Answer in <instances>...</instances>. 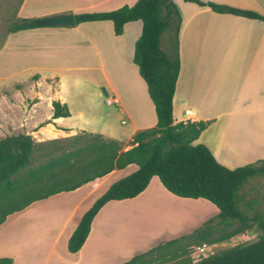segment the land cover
I'll list each match as a JSON object with an SVG mask.
<instances>
[{
    "label": "crops",
    "instance_id": "0c3cea01",
    "mask_svg": "<svg viewBox=\"0 0 264 264\" xmlns=\"http://www.w3.org/2000/svg\"><path fill=\"white\" fill-rule=\"evenodd\" d=\"M27 1L23 0L19 11L22 12ZM92 1H98L107 7L99 11H110L124 5L131 6L136 0ZM214 1L264 15V0ZM182 2V6L176 4L181 15L178 36L180 71L172 100L173 123L209 122L193 144L206 145L216 161L225 167L233 169L237 167L236 163L264 160V23L259 20L215 13L207 7L183 0ZM73 13L75 14V12ZM83 29L97 31V38L91 34V31L89 33ZM233 30H236L239 39L236 43V54L234 57L232 54L217 57L220 44L222 47H226L229 42H232L234 36L231 33ZM140 32V21L125 24L122 34L119 36L114 34L111 22L95 21L76 25V29L73 30L65 27H41L19 32L20 35L14 33L11 37L10 35L7 37L4 48L10 38L19 35L22 40H18L25 44L26 52L24 55L19 51L13 53L15 60L9 64L10 68L7 70L0 68V82L26 72L28 77L34 76L37 79V85L51 79H56V83H58L59 77L46 76L44 72L57 71L65 65L67 66V57L73 58L77 62L101 59L102 55L99 52H95L92 57L88 53V49L82 47L79 43L82 39H87L94 44V42L102 43L101 41L107 37L111 42V47L115 49L113 52L111 51L110 57L118 59L116 56L118 57L125 47L122 38L128 34L127 52L133 57L134 43ZM72 34H77L81 38L75 40L76 46L74 45L73 51L68 43L71 40L67 41V37ZM12 40L14 39L12 38ZM210 48H213L215 52L211 53ZM172 53L173 48L169 54ZM18 56L21 59L17 58ZM103 83L107 85L108 80ZM109 86H105L107 95H111L115 100L114 105L119 106L118 108L121 110L120 116L123 120L120 121V124L122 126L130 125L129 141L136 132L155 127V111L154 116L151 111L152 108L154 110V107H150V109L151 105H148L146 99L143 100L144 105L139 106L138 103V106L128 109L114 87L111 84ZM144 86L146 87L145 83L142 85L143 90ZM52 93L45 101L51 108V115L48 118L35 120L36 117H32L37 112V106L43 101L40 91H35L31 105L25 111H20L23 116L17 119L25 118L29 124L28 129L31 130L24 134L30 135L35 141L40 142L68 138L77 132L99 134L104 138L114 139L105 130L95 132L65 124V120L72 117L69 103L64 98L61 99L60 95H56L57 92L52 91ZM141 95L144 97L143 93ZM55 100L67 105L70 117L51 118L52 102ZM186 111H188L187 114ZM136 169L137 167L131 164L123 169L113 170L73 191L53 195L31 204L19 213L8 216L6 221L0 225V229L7 226L9 222L14 224L16 218L27 214L44 202L65 194L74 196L71 199V204L67 205L68 211L64 217L53 223L54 230L47 237L44 260L41 263L38 262L35 255L44 249V246L38 244L32 236L24 234L15 236L13 240V251L10 254L13 264H123L161 244L175 240L176 238L164 241L154 231L151 222L154 216L151 213L162 207L161 204L154 202L158 195L156 189L164 187L160 182L158 187H152L149 183L148 187L135 198L107 202L94 217L89 234L79 251L73 254L67 251L68 239L74 231L80 215L85 211L83 209H88L95 201L87 202L92 194L107 183L103 188L106 191L113 182L124 177L115 178L120 172L126 173L127 176ZM84 204L87 206L82 208ZM12 226H14L12 230L16 233L17 224ZM190 232L180 237L186 236Z\"/></svg>",
    "mask_w": 264,
    "mask_h": 264
},
{
    "label": "trees",
    "instance_id": "16d2710c",
    "mask_svg": "<svg viewBox=\"0 0 264 264\" xmlns=\"http://www.w3.org/2000/svg\"><path fill=\"white\" fill-rule=\"evenodd\" d=\"M207 7L219 14H229L264 23V15L211 1L183 0ZM76 25L83 22L109 21L116 36L129 22L140 21L141 32L134 43L132 62L144 81L153 104L155 127L136 132L125 144L99 134L81 132L69 137L39 145L27 134H17L0 139V225L8 216L19 213L31 204L53 195L73 191L80 186L101 178L113 170L128 165L137 169L113 182L80 217L67 242V251L76 253L83 246L91 223L98 211L110 201L132 199L143 192L151 179L156 177L170 194L188 199H203L211 203L217 214L206 220L194 231L207 233L217 222L256 223L262 233L250 244L237 245L215 255L186 264H264V220L257 213L248 215L240 206L239 191L249 179L264 176V160L227 168L216 161L209 148L193 142L209 122L173 123L172 100L180 71L178 36L181 15L172 0H136L110 11H92L74 14ZM38 19L24 18L9 33L41 28ZM170 32L173 53L161 47V38ZM70 117L66 104L52 102V119ZM45 151L48 156L35 163L36 153ZM57 153L51 155V153ZM240 229L223 235L219 241L240 233ZM177 239L161 244L123 264H147L152 253L163 246L175 244ZM0 264H13L11 258H0Z\"/></svg>",
    "mask_w": 264,
    "mask_h": 264
},
{
    "label": "rangeland",
    "instance_id": "374dc122",
    "mask_svg": "<svg viewBox=\"0 0 264 264\" xmlns=\"http://www.w3.org/2000/svg\"><path fill=\"white\" fill-rule=\"evenodd\" d=\"M172 1L175 5L178 4L182 6V0ZM211 1L214 3L216 2L214 0ZM229 1L234 0H227L226 2ZM22 2L23 0H0V68L2 67L6 70L10 68L9 64L11 61L15 60V56H13L14 52L19 51L22 55L26 52V46L20 42L22 39L19 38L21 37L19 36V32L22 31L14 32L19 33V35H13L14 37L12 38L14 40L10 38L8 44L4 48V42L7 37L9 35L11 37V35L14 34L9 33V29L24 17H31V19L39 20L69 12H75V14H77L81 12L99 11L107 8L105 5H101L102 3L92 0H28L21 12L19 8ZM226 5L229 4L226 3ZM229 6L235 7L231 4ZM58 10L60 11L58 12ZM65 28L73 30L76 29V26L74 28ZM83 30L89 33L92 32L91 29ZM91 34L97 38V31L93 30ZM231 34L234 36L232 42H229L226 47H222V44H220V50L217 51L218 54H216L217 57L230 56L231 54L234 57L236 54V43H238L239 39L236 30H233ZM79 38L80 36L77 34H72L70 37H67V41L68 39L71 40L68 42L71 51L74 49L75 40ZM122 39L125 42V47L120 52V55H118V57L116 56L118 59L110 57L111 51L113 52L115 49L111 47V42L108 41L107 37L104 38V40L101 39L102 43L94 42V44L87 41V39L80 40L79 43L82 47L84 46L88 49V53L92 57H94L93 54L95 52H99V54L102 55L101 59H95L94 61L91 58L92 60L88 61L87 59V62H77L74 61L73 58L70 59V57H67V66L65 65V68L62 66L63 68L60 70H48L44 72L46 76L59 77L58 83H56V79H51L45 82L42 81L37 85V79H35L34 76L28 77V73L26 72L19 73L6 81L0 82V139L7 136L31 132V130L29 131L28 129V121H26L25 118L23 120H18L17 118L23 116L20 112L21 110L25 111V109L31 105L34 98L33 93L35 91H40L41 100L43 101L37 106V112H35L32 117H36L35 120H44L48 118L51 115V108L47 106L45 101L48 96L53 94L52 91H54L57 92L56 95L61 96V99L64 98L67 100L69 108L72 111V117L66 119L65 124L83 127L95 132L105 130V132H109L110 136L114 139L125 144L123 150L129 149L131 146L127 143L129 142L130 125L127 124L122 126L120 124V121L123 120L120 116L121 110L117 105L106 104L107 97H111V95L106 96L102 88H105V86L110 87L109 84H111L128 109H133L135 106H138V103L139 106L144 105L145 103L143 100L145 101V99L148 101V105H151L149 108L153 107V104L145 86L143 90L142 85L144 82L138 74L137 67L132 62V57L129 55V52H127L126 42L129 39L128 34H125ZM169 39L170 32H165L161 38V47L168 54L172 51V44ZM16 49L18 50L16 51ZM209 50L211 53H213V51L215 52L213 48ZM17 58H20V56ZM103 80H108V84L105 85V83H103L105 81ZM141 93H143L144 97ZM151 111L154 116L153 108ZM79 112L81 116H79ZM77 134L83 135L81 132H77ZM68 139L70 138L68 137L60 140L57 143V147H60L61 144L70 142ZM35 142L39 145H47L49 143V141ZM56 154L55 152L51 153L53 156ZM48 155L49 153L46 154L45 151L39 150L38 153H36L35 163L43 160L45 156ZM257 161L259 160L240 162L236 163V166L241 167ZM229 166L232 165L229 164ZM125 174L124 172H120L115 178L119 176L125 177ZM106 185L107 183L96 190L87 202L99 198L105 192L103 188ZM150 185L152 187H158L160 184L155 177L151 179ZM156 192L158 195L154 202L161 204L162 207L161 209L152 211L151 214H153L154 219L152 218L151 222L154 231H156L164 241L177 239L191 230L195 231L200 228L206 220L216 215L217 209L206 200L176 198L162 187L161 189H156ZM73 197L74 196L71 194H65L44 202L27 214L16 218V220L14 219V224L9 222L7 226L1 228L0 258H10V254L13 251L12 243L15 236L26 234L32 236L38 244L44 246V249L35 254L37 261L41 263L45 256L47 237L54 230L53 223L64 217L68 211L67 205L71 204L70 202H72L71 199ZM239 201L241 208L245 210L248 215L251 216L253 212H257L264 220V176L249 179L239 191ZM86 204H84L82 208H85V206H87ZM88 209L83 210L86 211ZM16 224L18 229L15 233L14 230H12L14 227L12 225ZM236 229H240L241 232L227 240L219 241L223 235ZM194 231L186 236L178 238L175 244L163 246L161 249L152 253L147 259V264H186L188 262H197L200 259L215 255L228 248L253 243L262 233L258 224L252 222L246 224L230 222L226 226L215 222L210 226L207 233L203 231L194 233ZM202 244H205L208 250L203 254L195 255V248Z\"/></svg>",
    "mask_w": 264,
    "mask_h": 264
},
{
    "label": "water",
    "instance_id": "95a60500",
    "mask_svg": "<svg viewBox=\"0 0 264 264\" xmlns=\"http://www.w3.org/2000/svg\"><path fill=\"white\" fill-rule=\"evenodd\" d=\"M38 24L44 27H69L76 26L75 15L72 12L64 13L52 17H47L38 20ZM103 93L107 96L106 88H102Z\"/></svg>",
    "mask_w": 264,
    "mask_h": 264
},
{
    "label": "built area",
    "instance_id": "2783aa9c",
    "mask_svg": "<svg viewBox=\"0 0 264 264\" xmlns=\"http://www.w3.org/2000/svg\"><path fill=\"white\" fill-rule=\"evenodd\" d=\"M115 103V100L112 97H107L106 99V104L107 105H113ZM186 114L188 113V111L185 112ZM206 250H208V247L205 244H202L200 246H197L195 248V255H200L203 254Z\"/></svg>",
    "mask_w": 264,
    "mask_h": 264
}]
</instances>
